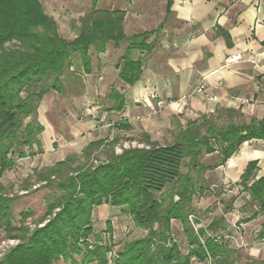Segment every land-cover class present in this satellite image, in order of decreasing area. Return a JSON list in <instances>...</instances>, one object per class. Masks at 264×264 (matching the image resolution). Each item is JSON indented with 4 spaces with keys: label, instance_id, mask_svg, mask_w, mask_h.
<instances>
[{
    "label": "trees",
    "instance_id": "obj_1",
    "mask_svg": "<svg viewBox=\"0 0 264 264\" xmlns=\"http://www.w3.org/2000/svg\"><path fill=\"white\" fill-rule=\"evenodd\" d=\"M124 17L123 10H97L93 3L90 15L81 20L80 33L68 41L58 34L39 0H0V178L18 159L41 152L39 104L47 93L63 91V78L75 63L78 70L90 72V49L101 53L108 42H126L115 66L118 78L127 85L140 78L142 61L132 52H151L154 44L145 43L148 33L125 36ZM216 115L227 116L228 123L218 126L214 115L201 117L188 121L172 143L162 145L144 136L139 142L142 147L122 148L118 155L113 150L116 139L97 140L80 156L89 157L92 150L104 148L107 159L99 164L73 167L74 157L79 158L75 155L35 171L37 183L60 195L45 201L46 211L32 229L26 223L33 215L30 210L21 212L14 224L15 197L0 184V230L5 238L19 241L4 253L0 264H57L60 260L67 264H192V258L200 263L209 258L210 264H236V250L215 237L222 217L213 218L206 227L194 218L195 231L189 216L194 217V197L204 192V175L225 163L244 142L264 139V118L247 122L234 109ZM214 153L219 155L217 164L200 163V158ZM184 166L186 173H182ZM255 169L256 162H249L236 185L249 194L248 203L264 211V177L252 181ZM101 205L120 208L135 229L145 234L113 252L111 223L106 222L105 230L109 245L92 227L93 210ZM171 221L181 225L186 254L171 237Z\"/></svg>",
    "mask_w": 264,
    "mask_h": 264
},
{
    "label": "crops",
    "instance_id": "obj_2",
    "mask_svg": "<svg viewBox=\"0 0 264 264\" xmlns=\"http://www.w3.org/2000/svg\"><path fill=\"white\" fill-rule=\"evenodd\" d=\"M135 2L137 9L133 13V19L138 27L135 33H125L124 23L128 11L124 8L117 9L125 12L122 23L125 36L148 33L145 43L154 44L151 52H132L134 58L142 61L140 78L132 85H127L118 78L119 70L115 66L127 47L126 42H108L101 53L93 49L98 54L96 65H99L101 56H109L111 50L119 53L114 64L116 81H110L109 78L113 76L111 73L108 74L109 78L106 74L98 79L94 77L90 57V72L81 70L84 76H93L90 80L83 79L81 82L73 77L71 82H62L61 93L51 91L44 95L37 110V121L43 127L39 136L42 145L57 135L53 124L47 122L42 113L47 109L53 111L51 106L62 99L70 103L75 100L77 103L88 104L91 107L87 109L88 116H91L88 118L89 126L96 128L101 123L115 135L114 139L117 141L138 123L141 124V136L152 140L149 129L153 126L169 128L171 120H176V127L172 132L175 140L179 130L184 129L188 121L216 115L217 111L226 109L239 111L247 122L252 118H264V90L258 89L260 84L264 86V0ZM235 54L241 55L242 59L228 64L226 59ZM73 66L79 69L78 62ZM201 78H205L208 93L217 97L216 102L193 93L194 86ZM100 95L103 99L101 105L95 102ZM159 102L163 107L154 117L150 114L148 105ZM119 103L120 109L117 108ZM67 133L71 139L77 131L69 130ZM109 139L94 137L80 143L87 146L97 140L105 143L114 140ZM249 162H256L252 181L264 177V139L244 142L225 163L212 171L216 173L219 182L234 185L239 182ZM241 192L242 199H235L233 202V218L244 230L254 233L258 245H263L264 211L259 210L258 205L248 203L249 194ZM256 252L257 250L252 251V256Z\"/></svg>",
    "mask_w": 264,
    "mask_h": 264
},
{
    "label": "rangeland",
    "instance_id": "obj_3",
    "mask_svg": "<svg viewBox=\"0 0 264 264\" xmlns=\"http://www.w3.org/2000/svg\"><path fill=\"white\" fill-rule=\"evenodd\" d=\"M135 1L136 0H39L44 12L55 21L58 34L68 41L72 40L80 33L82 27L81 20L85 15H90L93 2H95L97 10H111V8L126 9V11H128V17L124 23L125 33L128 35L135 33L138 31L137 24L133 19V13L137 9V7L134 6L136 3ZM129 3L131 5H129ZM123 45L124 44H121V46ZM89 54L92 59V75L98 79L102 77V74H106L108 77V74L111 73L113 76L108 78L111 79L110 81H116L114 64L118 60L119 53L111 50L109 56H101L99 65H96L98 54H96L93 49L90 50ZM76 74H79V76ZM73 77L80 79L81 82L83 79H91V77L84 76L82 71L76 69L75 66H72V69L64 76L63 81L67 80L71 82ZM95 102L100 105L103 104L101 95L95 99ZM71 103L68 100L62 99L60 102H54L51 106V110L53 111L47 109L46 112L42 113L47 122L53 124L57 133L56 137L51 139V142H45L46 144L42 145L40 153L37 152L35 155H29L22 159H18L15 166L11 170L4 172L0 178V184L4 187L5 192L9 196L15 197L11 206L15 225L20 221L19 214L26 210H30L33 215L26 219V223H29L32 229L46 211L45 201L47 199L52 200L60 195V192L56 189L44 187V183H37V177L34 174L35 171H43L45 168L51 167L55 162L63 161L65 158L74 157L75 155L77 157L79 156V158L74 157L73 167L78 165V163L94 166L107 159V155L103 151L104 148L92 150L89 157L80 156L86 147L85 143H80V141H87L94 137L107 140L109 138L114 139L115 135L109 132L107 127H104L101 123L96 128H91L89 126L90 120L88 118L91 116H88L87 109L91 107L88 104H82V102L77 103L75 100L71 101ZM159 111L152 114V116H157ZM213 121L218 126H224L228 123L229 119H227L225 115H214ZM171 122L169 128H158L157 126L150 128L152 140L162 145L172 143L174 140L172 132L176 127V120H171ZM69 130L77 131L75 137L69 138L67 133ZM82 133L83 135H81ZM83 136L85 138H82ZM142 138L141 124L138 123L133 127L132 131H129L124 136H120V141H117L114 146V154H120L122 148L142 147V144L139 143ZM199 161L203 165H214L218 163L219 155L212 154L203 156ZM188 171L187 166L182 168V173ZM204 177V192L202 195H196L193 199L194 218L199 220L200 225L206 227L213 218L222 217L223 220L220 223L221 229L218 230L215 235H222L224 237L223 240H226L229 246L236 250L237 253L233 256L236 264H264V244L258 245L254 233L244 230V228L239 225V222L233 218V202L235 199H242V192L233 193V183L223 184V182H219L214 171L207 172ZM56 181L57 178H54V182ZM213 184L224 185L228 189V192L222 193L219 190L211 191L210 187ZM107 221L111 223L113 230L112 236L110 237L113 252L120 251L126 241L141 237L145 234L135 229L131 218L124 214L120 208L103 205L93 210L92 227L96 233L101 234L103 239L102 243H104L103 241L105 240L107 245H109V241H107L109 235L105 231ZM236 227L239 229L237 230ZM227 236H229V238ZM171 237L177 243L181 253L186 254L188 251L187 242L182 233L181 225L177 221H171ZM18 242L19 241L15 239L5 238L0 230V258L4 255L6 250L15 246ZM255 250H257V252L255 256H252L251 253ZM76 259L79 260L78 257H76ZM191 261L192 264H208L207 260L205 263H200L195 258H192ZM57 264L67 263L60 260Z\"/></svg>",
    "mask_w": 264,
    "mask_h": 264
},
{
    "label": "built area",
    "instance_id": "obj_4",
    "mask_svg": "<svg viewBox=\"0 0 264 264\" xmlns=\"http://www.w3.org/2000/svg\"><path fill=\"white\" fill-rule=\"evenodd\" d=\"M242 59V56L239 55V54H235V55H231L230 57H228L226 59V62L228 64H232V63H236V62H239L240 60ZM258 89L259 90H264V86L262 84H260L258 86ZM193 93L197 94V95H200L202 96L203 98H205L206 100L208 101H211V102H216L217 101V97L216 96H212L211 94L208 93V88L206 86V81H205V78H201L197 83L196 85L194 86L193 88ZM163 107V104L161 102L159 103H156L155 105H148V109H149V112L150 114H155L157 111H159L161 108ZM210 190L211 191H220L222 193H225V192H228V189L224 186V185H216V184H213L211 185L210 187ZM240 191V187L237 186L236 184L233 185V193H236V192H239ZM193 219L194 217L192 216H189V221L192 225V227L194 228V230L196 231L198 225H194V222H193ZM236 229L238 230L239 228L236 227ZM208 236H210V233H207ZM213 236V235H212ZM218 240H221V238H224V237H221V236H218L216 235L215 236ZM229 238V236H227ZM13 243V241H12ZM11 243V244H12ZM8 247V246H7ZM11 248V247H10ZM7 251V250H6ZM207 263L209 264L210 263V259L207 258Z\"/></svg>",
    "mask_w": 264,
    "mask_h": 264
}]
</instances>
